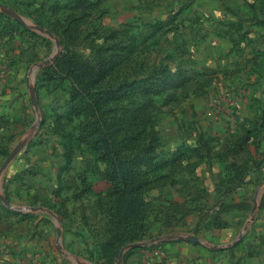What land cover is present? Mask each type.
<instances>
[{
  "label": "rangeland",
  "instance_id": "obj_1",
  "mask_svg": "<svg viewBox=\"0 0 264 264\" xmlns=\"http://www.w3.org/2000/svg\"><path fill=\"white\" fill-rule=\"evenodd\" d=\"M0 31L27 86L0 110L2 232L96 199L131 246L182 231L202 157L264 161V0H0Z\"/></svg>",
  "mask_w": 264,
  "mask_h": 264
},
{
  "label": "crops",
  "instance_id": "obj_2",
  "mask_svg": "<svg viewBox=\"0 0 264 264\" xmlns=\"http://www.w3.org/2000/svg\"><path fill=\"white\" fill-rule=\"evenodd\" d=\"M1 37L0 31V110L10 99L7 94L12 102L27 89L18 68L23 49L18 53L8 45L10 36ZM9 110L12 118L23 120L15 107ZM214 159L204 156L187 171L184 190L192 193L183 204L193 208L181 221L182 231L164 233L162 228L154 237L164 240L171 264H244L260 243L264 254V161L252 165L240 151ZM41 188L47 190L48 184ZM170 193L176 195V189ZM97 202L49 200L44 203H51V212L10 216L16 228L0 231V264H144L143 246L121 244L113 215Z\"/></svg>",
  "mask_w": 264,
  "mask_h": 264
},
{
  "label": "built area",
  "instance_id": "obj_3",
  "mask_svg": "<svg viewBox=\"0 0 264 264\" xmlns=\"http://www.w3.org/2000/svg\"><path fill=\"white\" fill-rule=\"evenodd\" d=\"M145 250L144 264H171L164 240L154 238L143 245Z\"/></svg>",
  "mask_w": 264,
  "mask_h": 264
},
{
  "label": "water",
  "instance_id": "obj_4",
  "mask_svg": "<svg viewBox=\"0 0 264 264\" xmlns=\"http://www.w3.org/2000/svg\"><path fill=\"white\" fill-rule=\"evenodd\" d=\"M40 30L41 31H45V32H47L48 34L50 33V32H48L47 30H44V29H42V28H40ZM23 143V142H22ZM22 143H20L15 149H13L9 154H8V156L5 158V160L3 161V164H2V166H1V169L2 168H4V166L9 162V160L17 153V151L19 150V148L21 147V145H22ZM157 239V238H156ZM159 239V238H158ZM188 239H190V240H197V238L195 237V236H190V237H188ZM145 243H134V244H132L130 247H134V246H138V245H140V246H143Z\"/></svg>",
  "mask_w": 264,
  "mask_h": 264
},
{
  "label": "trees",
  "instance_id": "obj_5",
  "mask_svg": "<svg viewBox=\"0 0 264 264\" xmlns=\"http://www.w3.org/2000/svg\"><path fill=\"white\" fill-rule=\"evenodd\" d=\"M153 239H154V237H149V238L146 239L145 242L149 243V242H151Z\"/></svg>",
  "mask_w": 264,
  "mask_h": 264
}]
</instances>
